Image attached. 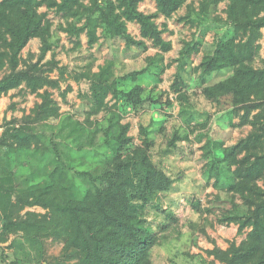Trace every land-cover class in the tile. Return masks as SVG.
I'll return each instance as SVG.
<instances>
[{
  "label": "trees",
  "instance_id": "obj_1",
  "mask_svg": "<svg viewBox=\"0 0 264 264\" xmlns=\"http://www.w3.org/2000/svg\"><path fill=\"white\" fill-rule=\"evenodd\" d=\"M141 1L88 0L80 12L83 0H0V98L20 89L42 99L21 120L13 118L4 124L0 146L7 167L14 156L29 170L26 173L15 170L16 166H0V242L13 234L11 247L20 242L21 236L27 246L40 248L47 237L53 236L64 240L63 253L75 260L73 264H154L152 253L160 238L149 216L151 208L161 207L160 194L172 189L174 179L152 158L154 141L146 126H141L142 144H136L129 135L130 123L122 122V112L107 107L105 101L112 92L114 97L122 98L125 108L138 111L146 105L171 104L169 98L163 99L169 92L145 95V87L139 82L121 90V80H136L150 71V64L118 76L114 59L93 71L96 58L92 57L85 78L90 82L93 103L107 107L108 113L102 122L91 121L90 117L81 122L63 114L48 89L61 88V78L51 73L59 70L62 74L69 66H61L55 54L45 60L61 42L59 31L71 38L72 52L82 48V34L87 36L89 50L101 39L122 40L125 51L135 46L147 50V40L169 50L171 42L163 36L168 25L160 27L155 19L161 14L172 17L187 0H155L157 10L151 13L139 9ZM43 6L64 17L57 30L47 12L40 11ZM187 7L181 19L193 21L194 6L190 3ZM199 8L208 13L210 4L203 0ZM226 13V18L217 20L233 28L235 43L216 38L215 50L206 53L196 69L204 77L232 71L230 76L204 86L202 93L218 104L228 99L234 112H242L241 124H251L252 130L235 144L222 148L223 154L208 160L205 174L228 194V205L219 222L237 224L239 234L248 232L239 244L232 241L227 249L216 245L205 251L222 264H264V58L261 66L254 64L261 48L264 0H231ZM128 22L140 25L142 38L129 32ZM36 37L42 42L37 60L34 53L23 58L24 48ZM200 49L201 40L194 36L184 42L175 59L172 89L179 96L185 95L184 73L191 56ZM71 89L68 85L62 95ZM56 119V124L50 123ZM181 138L176 131L168 148H175ZM72 146L100 157L90 167L80 169L67 150L74 149ZM36 205L46 212L22 213L27 206ZM169 214L174 217V212Z\"/></svg>",
  "mask_w": 264,
  "mask_h": 264
},
{
  "label": "rangeland",
  "instance_id": "obj_2",
  "mask_svg": "<svg viewBox=\"0 0 264 264\" xmlns=\"http://www.w3.org/2000/svg\"><path fill=\"white\" fill-rule=\"evenodd\" d=\"M202 1L187 0L172 17L167 18L161 14L155 19L160 27H163L165 23L168 25V30L163 36L171 42L169 50L155 47L151 40H147V50L135 46L125 51L122 40L103 41V39L100 44L89 50L87 36L82 34V48L72 52L70 51L73 48L71 38L66 32L59 31L60 44L48 52L45 58V60L50 59L52 54H55V59L61 66H69V69L62 74L59 70L51 73L52 77L61 78V88H48L53 92V97L60 105V111L63 114H70L81 122H85L88 117L91 121L102 122L108 113L107 107L118 109L124 116L122 122L130 123L129 135H132L134 142L139 145L144 139L141 126H146L149 130V137L154 141L151 147L152 158L174 179L172 189L160 194L161 207L160 205L159 209L156 207L157 210L151 208L152 212L149 216V222L152 228L158 231L160 238L152 253L154 264H222L219 259L209 256L205 250L213 249L216 245L227 249L232 241L239 244L248 232L247 229L245 233L239 234L237 224L219 222L223 208L228 205V194L214 185V178L208 180L205 174L208 160L223 154L222 148L231 146L245 137L252 130V125L241 124L242 112L240 115L234 112L228 99L218 104L202 93L204 86L230 76L232 71L211 73L204 77L196 66L206 53L215 50L216 38H225L231 44L236 41L233 28L217 20V17H227L226 8L231 0H204L210 4L208 13L200 11ZM87 3L88 0H83L79 8L80 12H83L82 6ZM190 3L194 6L191 10L193 21L182 20L181 18L188 12L187 5ZM139 9L146 13L155 12L157 4L155 0H142L139 3ZM40 11L47 12V17L54 24V30H57L58 25L64 22L61 14L48 10L46 6L41 7ZM127 25L132 35L137 39L142 38L140 25L137 22H128ZM194 36L201 40V49L191 56L190 64L184 73L185 85L182 91L185 95L182 97L172 89L177 71L175 59L184 42ZM259 43L261 48L259 57L254 61L256 66H261V58H264V28H262ZM41 44L40 38L31 39L22 52L23 58H26L29 53H34L36 55L34 61H36ZM152 56L154 59L150 60ZM92 57L96 58L93 71H98L99 65L104 64L106 60L114 59V70L118 76L150 64V71L136 80L132 78L126 81L121 80L120 89L126 90L139 82L145 87V95L149 93L158 95L161 91H168L169 96L166 95L163 99L169 98L172 103L146 105L136 111L131 107L125 108L122 98L120 96L116 98L110 92L105 101L107 107H96L92 99L90 82L85 78L87 65ZM68 85H71L72 89L63 96L62 92ZM40 91L42 92L43 89ZM41 100L36 93L20 89H13L2 96L0 98V138L7 120L13 118L21 120ZM13 103L15 106L12 108ZM256 112L254 111L253 114ZM57 122V119L50 121L53 124ZM176 131L182 138L175 148L169 149L168 143ZM67 150L75 158L76 167L80 169L90 167L100 157L91 154L90 150L88 152L77 151L76 148ZM208 150L210 153L206 157L205 153ZM0 166L7 167L6 155L1 146ZM15 166V170L19 172L27 173L29 170L28 165L23 166L22 162L13 156L11 166L7 168L12 169ZM260 184L262 185L263 181H260ZM237 201L241 202L239 196ZM28 210L46 212V209L36 205L27 206L22 213ZM169 211L174 212V217L169 214ZM14 237L15 235L10 234L0 242V264H15L16 261V264H73L75 261L64 255L62 239L49 236L42 242L40 248H32L27 246L24 238L19 236L20 242L11 247Z\"/></svg>",
  "mask_w": 264,
  "mask_h": 264
}]
</instances>
